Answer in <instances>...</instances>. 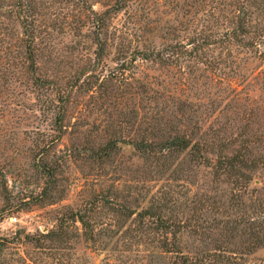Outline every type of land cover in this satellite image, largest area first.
Listing matches in <instances>:
<instances>
[{
	"label": "rangeland",
	"instance_id": "obj_1",
	"mask_svg": "<svg viewBox=\"0 0 264 264\" xmlns=\"http://www.w3.org/2000/svg\"><path fill=\"white\" fill-rule=\"evenodd\" d=\"M73 1L0 0V264H264V0Z\"/></svg>",
	"mask_w": 264,
	"mask_h": 264
},
{
	"label": "trees",
	"instance_id": "obj_2",
	"mask_svg": "<svg viewBox=\"0 0 264 264\" xmlns=\"http://www.w3.org/2000/svg\"><path fill=\"white\" fill-rule=\"evenodd\" d=\"M83 2V0H82ZM76 3H80L78 0L77 1H73V4L74 5H77ZM81 4V3H80ZM34 0H16V7L20 10H22V12L26 13L27 11V15L24 17V22L26 24H28V26H32L33 27V12H34ZM83 5V3H82ZM119 5L115 2V6H111L108 10H106L105 12H108V11H111V10H119L120 8H118ZM258 9L259 11H261L262 13V7L261 8H256ZM244 14H247L246 12ZM106 14H103L102 16H105ZM56 16V15H55ZM102 20V19H101ZM105 23V22H104ZM104 23H101L98 25V29L101 30L103 27H104ZM97 25V24H96ZM55 29H56V26H54ZM46 33V32H45ZM32 35V34H31ZM47 37H51V36H48L49 34H47ZM44 39V38H42ZM227 41H229L228 43H231L229 39H225ZM184 49V48H183ZM35 52V51H34ZM138 53H141V55L144 57L143 59L147 60L149 57H150V51L148 50H145L144 52H138ZM36 55H38V53H36ZM96 58H98L101 62H104V59L106 58L105 55H104V50L103 49H99V52L96 53ZM148 57V58H147ZM123 59H125V55L122 56ZM133 60V59H132ZM131 60V61H132ZM121 67H124V64L122 63L120 65V68L119 69H122ZM111 75V74H110ZM112 77V76H111ZM105 80V79H103ZM117 142H119L117 139L115 140H111L108 142V144L102 149V151H97L96 154L99 155L100 157H109L110 153H109V150L112 148H116L117 147ZM152 146L151 144H148V143H145L144 142H138V143H135L133 144V147L136 151L138 152H143L145 153L146 151L147 152H150L152 150ZM188 146V142L187 141H184L180 138H172V139H169V140H166L164 143H161V148H164L166 150H169V149H172V148H186ZM101 154V155H100ZM234 163H242V160H240L238 158V155H232V156H228V157H220L219 159V164L217 165L218 166V169L220 170H224V169H228L229 170H232L234 168ZM156 209L155 208H147L145 210H143L142 212H140V216H150L151 218H155L156 220H159L158 221H161V222H164L158 214H156ZM79 220H81L83 222V216H77ZM84 223V222H83ZM161 227H164V224H161ZM49 235L46 234V237Z\"/></svg>",
	"mask_w": 264,
	"mask_h": 264
},
{
	"label": "built area",
	"instance_id": "obj_3",
	"mask_svg": "<svg viewBox=\"0 0 264 264\" xmlns=\"http://www.w3.org/2000/svg\"><path fill=\"white\" fill-rule=\"evenodd\" d=\"M10 220L15 222L17 219L16 218H11Z\"/></svg>",
	"mask_w": 264,
	"mask_h": 264
}]
</instances>
